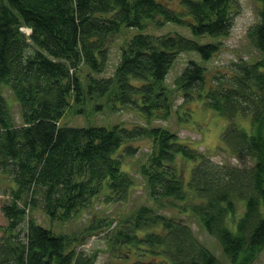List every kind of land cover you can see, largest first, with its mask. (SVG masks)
Wrapping results in <instances>:
<instances>
[{
  "label": "trees",
  "instance_id": "1",
  "mask_svg": "<svg viewBox=\"0 0 264 264\" xmlns=\"http://www.w3.org/2000/svg\"><path fill=\"white\" fill-rule=\"evenodd\" d=\"M172 1L0 0V83L22 113L16 124L0 93V184L6 182L9 196L1 207L8 223L1 228L0 264H96L97 253L78 246L97 233L111 250L108 264H253L264 249V0H257L259 21L247 34L259 58L234 61L209 82L207 69L190 60L174 82L185 102L196 99L228 119L220 150L249 157L252 165L216 162L161 126L61 122L88 106L95 112L137 107L148 121L168 119L173 107L165 81L178 55L195 51L209 61L221 45L145 30L176 23L194 37L219 39L230 34L240 8V0H177L179 9ZM122 26L141 33L121 48L113 76L100 78ZM82 67L89 71L85 82ZM241 118L250 129L239 125ZM136 139L151 140L139 173L155 205H141L116 223L93 214L72 234L34 218L39 210L64 223L100 196L104 203L128 201L134 178L123 166L137 154ZM178 157L193 162L186 181ZM162 208L195 215L221 246V259L184 217Z\"/></svg>",
  "mask_w": 264,
  "mask_h": 264
},
{
  "label": "rangeland",
  "instance_id": "2",
  "mask_svg": "<svg viewBox=\"0 0 264 264\" xmlns=\"http://www.w3.org/2000/svg\"><path fill=\"white\" fill-rule=\"evenodd\" d=\"M172 8L179 9V3L177 0L170 2ZM239 13L236 14L233 20L232 29L230 34L226 37L212 38L210 36L204 37H194L191 31L187 28L181 27L178 24L168 23L162 29H151L148 28L147 32L154 33L157 35H163L164 33H175L179 32L184 36H189L194 40H198L201 43H219L220 51L218 54L212 57L209 61H202L200 56L195 51L194 52H182L176 58L175 64L168 72L166 77L165 85H168L170 89V96L172 98V112L167 120L155 118L154 120L148 121L144 119L141 110L137 107L121 108L119 111H110L106 107L102 109L101 112H95L92 110V106H88L85 114L75 115L69 111L65 117L62 119V123L68 126H92V125H105L114 126V124H122L127 126H161L166 129H170L172 132L176 133L180 139L189 144L190 147L197 148L201 152L206 153L212 160L219 163H227L231 165H238L241 167H246L253 164V160L249 157H232L230 154L224 150L221 151L219 147H222V134L227 127L229 121L223 115H219L212 109H208L201 101L191 100L190 102H185L181 91L174 85L175 79L181 71L187 66L188 61L193 60L199 62L207 70V81L209 82L212 77L216 76L220 71L228 70L234 61L239 59H246L253 61L260 57V53L254 48L250 43V39L247 34L251 25L259 21V3L257 0H240L239 3ZM26 34H30L31 30L22 27ZM141 33L139 29L131 27L122 29L119 34H115L110 40L109 48V61L107 63V68L104 72L97 75L98 77H112L116 69L117 64L121 58V48L127 44V42L135 35ZM89 71L87 68L82 67L79 70V74L83 81L85 82V75ZM0 93L4 95L6 103L10 108L11 114L13 116L14 122L16 124L22 123V113L19 103L16 101L13 93L10 91L7 85L0 83ZM250 121L248 118H241L239 120V125L250 129ZM134 147L138 146L137 154L133 157L127 158L124 161V170L130 172L134 178V188L132 189L131 197L126 202L117 203H104L103 196L98 197L94 202L92 207L85 209L80 215L74 217V219L68 222H51L47 215L43 211H36L33 216L34 218L47 228H50L58 233H80L83 228L88 224V222L96 213H105V216L118 222L120 218L127 217L129 214L133 213L141 205H155L151 196L148 194V188L145 178L141 173H139V166L145 163L148 154L151 152V140L146 139H136L132 142ZM177 165L179 171L182 174V180L186 181L189 178L190 170L193 166V162L184 159L183 157L177 158ZM3 180V179H2ZM1 181V180H0ZM7 186L6 182L3 180L0 184V237L3 235L2 226L7 225V220L3 214L2 206L7 203L8 197L4 193V188ZM162 212L166 214H178L173 208L161 209ZM160 211V212H161ZM184 217L187 222L192 225L194 233L200 238L205 246L215 254L216 257L221 259L222 250L218 241L208 235L203 226L200 224L199 220L195 215L190 213L180 215ZM79 250H83L89 253H97V263L96 264H108L109 257L111 256V250H109V245L107 240L104 239V234L97 233L94 236L88 237L84 244L78 246ZM253 264H264V249L261 250L257 259Z\"/></svg>",
  "mask_w": 264,
  "mask_h": 264
},
{
  "label": "bare ground",
  "instance_id": "3",
  "mask_svg": "<svg viewBox=\"0 0 264 264\" xmlns=\"http://www.w3.org/2000/svg\"><path fill=\"white\" fill-rule=\"evenodd\" d=\"M124 126H127V125H124ZM128 127H130V126H128Z\"/></svg>",
  "mask_w": 264,
  "mask_h": 264
}]
</instances>
